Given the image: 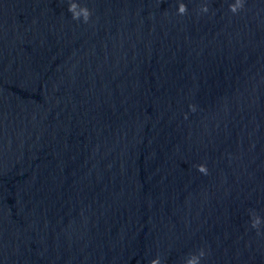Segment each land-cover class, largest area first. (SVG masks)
<instances>
[{
	"label": "water",
	"instance_id": "obj_1",
	"mask_svg": "<svg viewBox=\"0 0 264 264\" xmlns=\"http://www.w3.org/2000/svg\"><path fill=\"white\" fill-rule=\"evenodd\" d=\"M0 264H264V0H0Z\"/></svg>",
	"mask_w": 264,
	"mask_h": 264
}]
</instances>
